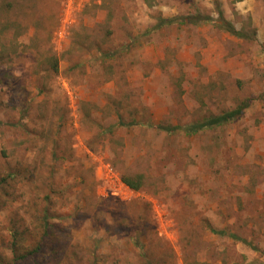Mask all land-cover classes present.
Returning <instances> with one entry per match:
<instances>
[{
    "label": "rangeland",
    "instance_id": "rangeland-1",
    "mask_svg": "<svg viewBox=\"0 0 264 264\" xmlns=\"http://www.w3.org/2000/svg\"><path fill=\"white\" fill-rule=\"evenodd\" d=\"M0 264H264V0H0Z\"/></svg>",
    "mask_w": 264,
    "mask_h": 264
},
{
    "label": "trees",
    "instance_id": "trees-1",
    "mask_svg": "<svg viewBox=\"0 0 264 264\" xmlns=\"http://www.w3.org/2000/svg\"><path fill=\"white\" fill-rule=\"evenodd\" d=\"M217 15H218V20H213L212 18H210L208 16H199V15L198 16H192V17L191 16H184L183 20H181V23L197 24L200 20L206 21V22L219 21V23L217 24V26L219 28L226 30L227 32H229L230 34H232L233 36L238 37V38H246L247 37V36L245 37L240 31H237L231 23L226 22L223 19L221 10L217 11ZM173 20H168L167 22L164 20H161L159 26L167 24V23H171V21H173ZM243 109H245V106L244 107L240 106V107L234 108L231 111L222 113L220 115L206 118L205 120H203L201 122H197V123L192 124L191 126L186 128V130H183V131L188 135H193V134L198 133L202 130H211V129L217 128L221 125L227 124V123L233 121L234 119H236L238 116H240L242 114ZM135 122L136 121L134 120L132 122L126 123V122H123L121 120H118V122L115 124V126H117V127H129V126H134L135 124H137ZM157 129H161V130H164V131L170 133V132L180 130L181 128L179 126H174V127L157 126ZM124 182L131 189H133V190L137 189L138 184L133 183L132 180L125 178ZM218 233L220 235H223V236L228 235V237L232 238L233 242H241L242 244H244L247 248H249L251 250H255V251L259 250L257 248V246L254 244V242H252L250 240L248 241V240L242 239V238L238 237L236 234H227L226 232H218Z\"/></svg>",
    "mask_w": 264,
    "mask_h": 264
}]
</instances>
